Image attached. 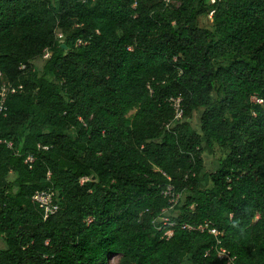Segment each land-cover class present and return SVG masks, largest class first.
I'll list each match as a JSON object with an SVG mask.
<instances>
[{
	"label": "trees",
	"instance_id": "1",
	"mask_svg": "<svg viewBox=\"0 0 264 264\" xmlns=\"http://www.w3.org/2000/svg\"><path fill=\"white\" fill-rule=\"evenodd\" d=\"M0 72V264H264V0H0Z\"/></svg>",
	"mask_w": 264,
	"mask_h": 264
},
{
	"label": "built area",
	"instance_id": "2",
	"mask_svg": "<svg viewBox=\"0 0 264 264\" xmlns=\"http://www.w3.org/2000/svg\"><path fill=\"white\" fill-rule=\"evenodd\" d=\"M170 1V0H167ZM213 3L216 0H211ZM213 11L210 13V16H212ZM49 53L46 52L44 57H48ZM22 85L20 86H15L14 84H11L3 79L2 73L0 72V113L5 111L7 109L6 102L8 99L9 94L15 93L17 90L21 89ZM254 101L262 103L263 100L259 99L258 97L254 96L253 97ZM174 102V105L176 107V118H181L183 115L180 98L172 99ZM29 160H33L32 157H29ZM167 195H170L172 197L171 201L175 202L177 200V196H174V192L172 190V187L169 186L168 190L166 191ZM55 193L53 190H40L37 191L34 195V200L40 203V205L44 208V217L47 218L50 214L56 212L59 208V205L55 202ZM163 220L168 221V218H163ZM188 228H192V226L187 225ZM207 225H200L198 229H205ZM186 227V225L184 226ZM213 233H218L215 229H212ZM168 236L172 235V231L167 232ZM218 256L220 258H225L227 259L228 263L233 264L235 260V256H232L231 252L225 248V247H220L218 249Z\"/></svg>",
	"mask_w": 264,
	"mask_h": 264
},
{
	"label": "rangeland",
	"instance_id": "3",
	"mask_svg": "<svg viewBox=\"0 0 264 264\" xmlns=\"http://www.w3.org/2000/svg\"><path fill=\"white\" fill-rule=\"evenodd\" d=\"M199 21H200L201 26L208 27L211 29L214 27L212 18L210 15L201 16ZM37 63H39V61H37ZM198 120H199V112L198 113L196 112L192 119V123L196 127L198 126ZM222 156H223V152L219 148H217L213 154L205 153L204 157H205V162H206V169L209 171L214 170ZM3 246H4V241L2 240V238H0V247H3ZM119 259H120V255H115V256L113 255L110 258V262L112 264H116L118 263Z\"/></svg>",
	"mask_w": 264,
	"mask_h": 264
}]
</instances>
